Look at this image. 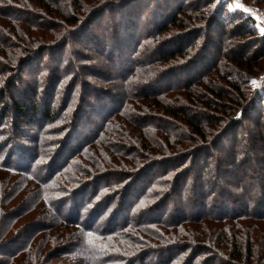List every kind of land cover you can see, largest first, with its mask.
Masks as SVG:
<instances>
[{
  "label": "trees",
  "instance_id": "1",
  "mask_svg": "<svg viewBox=\"0 0 264 264\" xmlns=\"http://www.w3.org/2000/svg\"><path fill=\"white\" fill-rule=\"evenodd\" d=\"M199 1L75 0L72 5L59 6L58 0H32V6L41 11L13 8L14 15L4 6L0 8V16L6 20L45 32L30 37L28 30L16 29L24 42L18 45L10 34L0 32V109L18 118L19 130L28 121L35 129V135L30 134L23 145L14 128L0 125V176L4 178L0 183V221L6 222L0 238L8 237L0 241V264H12L26 255L37 235L53 227L65 232L75 228L70 238L65 235L70 239L66 246L62 240L58 243L66 264H264V181L256 170H249L253 163L264 172V84L263 90L252 91L245 82L231 79L255 74L260 68L264 35L251 27V18H230L226 5L210 13L206 33L202 25L188 22L196 21L200 12L186 15L216 0H205L203 6ZM193 28V36L185 34ZM54 29L56 33H52ZM211 30L218 31L219 37L210 38ZM229 37L233 46L230 53H223L222 43ZM71 42H78L85 51L73 53L65 62V49ZM247 44L250 51L233 55L235 49H246ZM213 49L219 54L218 61L209 63ZM227 52L234 57H227ZM48 57L56 63L53 73L50 67H43ZM224 57L229 60L225 61L227 68L236 71L222 70ZM149 62L155 67L152 71L149 67L151 76L147 77ZM111 63L120 67L119 77L125 80L121 85L127 87L131 77L134 81L145 78V84L140 89L107 88L105 79L112 75L105 71L111 70ZM179 74L187 78L182 81ZM67 77L70 82L65 84ZM102 84L105 87H100ZM64 87L74 101L82 96L79 111L70 98L59 111L52 109ZM15 91L21 93L22 100L13 97ZM40 92L45 97L38 107ZM134 92L145 100V111L128 109ZM160 95H171L167 103L172 105H163ZM6 97H12L13 102L3 109ZM151 100L158 104L151 106ZM199 103L212 109L201 112L207 109ZM126 111L129 113L122 120L119 114ZM71 115L74 120L82 117L85 133L72 128L74 122L66 120ZM218 120L223 122L220 127ZM60 122L65 124L58 127ZM109 122H113L109 137L129 142L132 147L128 144L125 150L130 147L133 161L141 160L140 165L118 166L122 175L116 177L112 170L83 181L82 175L91 170L79 168V160L90 163L86 154L91 141L108 130ZM137 136L142 147L134 144ZM12 146H19L21 153L16 154ZM251 181L258 183L257 191ZM158 193L165 195L157 197ZM20 197V205L8 209ZM240 202L247 204L243 211L237 208ZM158 210L160 217L154 214ZM37 211L43 214L42 220L36 217L34 223L15 229L18 220ZM210 220L220 227L194 226ZM136 223L164 224L183 236L137 254L131 245L130 254L136 255L122 258L116 251L129 245H117L114 240L111 247V241L121 235L122 228ZM209 236L215 238V245L204 241Z\"/></svg>",
  "mask_w": 264,
  "mask_h": 264
},
{
  "label": "rangeland",
  "instance_id": "2",
  "mask_svg": "<svg viewBox=\"0 0 264 264\" xmlns=\"http://www.w3.org/2000/svg\"><path fill=\"white\" fill-rule=\"evenodd\" d=\"M58 1H59V6H65L66 3L67 4L71 3V5H72L73 1H75V0H58ZM204 1L205 0H200L199 1L201 6L204 5ZM238 4L240 5V7H237ZM207 5H208V7H206ZM222 5L223 6L226 5L225 6L226 7L225 10L227 12V15L230 18H233V19H236V20H240V21H245L248 18H251L252 20H254V23L251 25V27L253 29H255L258 32L259 35H264V0H216L212 4H205L204 7H202V8L200 7L199 10L189 12L186 15L187 17H189L191 14H196V13L200 12L201 16L199 18H197V20H201L202 23H200V21H197V20L193 21L194 19L190 20L188 22L193 23V25L197 26V27L202 25V27H200V28L204 29L203 31L208 33V28H207L206 22L209 21L210 18H211L210 13H214L218 9V7L222 6ZM3 6H4V8H7L9 14H12V15H14L16 13V11L12 10L13 8H16L17 10L19 8H21L23 10H27L28 12L41 11L40 9L35 8V7L32 6V0H0V8H2ZM71 10H75V8L71 9ZM201 12H203V15H202ZM109 14L110 13L105 12V15H109ZM204 17H207L206 20H205ZM7 21L8 20H6L3 16H0V32L4 33L6 36L10 34L13 38H15L14 42L17 45L19 44V42L22 43L23 41L19 40V36H18L19 34H17L19 32L15 33L17 31L16 29L22 28L24 30H28L27 34L30 37H32L34 35H37V33H39L41 31L40 29H39L40 31H38L37 29H34L33 27H31V29L27 28L25 25L17 23V22L13 23V22H10V21L7 22ZM63 21H64V19H63ZM188 22H186V24H188ZM4 23H6V24H4ZM64 23H65V26L68 24L66 21ZM9 24H10V26H8ZM60 26L61 25L59 24L58 27H60ZM6 27H8L9 29H7ZM61 27H63V26H61ZM66 27H68V26H66ZM69 27H71V25H69ZM195 28L188 30L187 32H185V34H189V36H193L194 33H195V31H194ZM64 31H65V29L62 30L61 32H64ZM56 32H57V30H55L52 33H56ZM217 32L218 31H216V30H211L210 38L219 37ZM40 33L41 34L42 33L45 34V32H42V31ZM177 34H179V32H177ZM202 41H204V38H203ZM233 43L234 42H231L230 37H229V40L226 38L225 44L222 43V45H223L222 52L224 53L227 50L229 52V50L233 46ZM39 46H41V45H39ZM250 47H251L250 44H247L246 49H241V50L240 49H235L233 51V55L234 56L235 55H239L240 56L242 53H244V51H246V50L250 51L249 50ZM79 50H81V52L85 51L83 49V47L80 44H78V42H76V43H72L71 42V44H69L68 48L65 49V53H64V57H63L64 61L66 62L70 57H72L73 53L79 52ZM214 50L215 49H213V53H212V55H214V56L212 58H210V57L208 58L209 63H211V62L215 63L216 61H218V55L219 54L217 52H215ZM228 52H227V55H228ZM103 54L107 55L108 54V50H106ZM0 56L2 57V55H0ZM229 56L234 57L232 55H228L227 57H229ZM231 57H229V58H231ZM225 58L226 57L221 59V62L224 63V64H221L222 65V70H224L225 72L229 71V73H231V71H233V72L236 71L235 69L233 70L232 68L231 69L227 68L229 65H227L225 63L228 62L229 60L227 58L226 59ZM259 61H260V59H259ZM43 63H44L43 67H46V68L50 67V70H52V73L54 71H56L55 70L56 69V63H55V61L52 62L50 60V57L46 58ZM52 63H53V65H51ZM99 63L101 64V61H99ZM130 65L131 64H129V66ZM136 65L138 67L143 68L141 65H139L137 63H136ZM149 67L151 68V71H152V69L155 66L153 65V63L151 64V62H149L147 71H149ZM118 68L120 69V67H117V65H114L113 63H111V68H110L111 70L105 71L106 75L107 74L108 75H112L111 77H108V79H105V80H108V82H105V80L103 81V83L105 82L104 85L107 86V88L114 89L115 91L116 90L119 91L118 88H120L121 86H123L125 88L128 87V88H133V89H137V88L140 89L145 84V78L144 79H136L134 81V80H131L132 79V77H131L130 81L128 83L129 86L127 85V87H126L124 85H121V84H123L122 81L124 82L125 80H121L120 79V77H119L120 71H119ZM143 69H145V65H144ZM112 72H114V73L113 74H109V73H112ZM179 72H181V71H179ZM182 73L183 72H181V74ZM254 73L255 74L244 75L242 78L241 77L239 78V76H237V75L236 76H232L231 79H232V81H234L235 78L237 80L239 79L240 81H242V83L245 82L246 85H249L248 87L252 91H257L264 84V60H262V65L260 64V68L258 70H256V72H254ZM5 74H6V72L3 71L2 75H5ZM150 76H151V72L149 71V74H148L147 77H150ZM217 76H218V74H217ZM179 77H180V80H182V81H184L187 78L186 76L180 75V74H179ZM84 80H86V79H84ZM253 81H255L256 83L254 84ZM69 82H70V77L65 78L64 83L68 84ZM104 85L102 84L100 87H102ZM67 88L68 87H64L65 91L61 90V95L59 97H57V96L55 97V99L53 100V104H52L53 108L52 109H55L56 111H59L60 108H63L65 106V103L70 98V99H72V103H74L75 106H76L75 110L79 111L78 109L82 105V103H80L81 99H82V96L79 95L78 99L77 100L75 99L76 101H74L73 97L71 96V94H69V91L68 90L66 91ZM77 88H78V92H79L80 91V86L77 85ZM77 88H76V90H77ZM250 89H248L247 91H250ZM262 90H263V87H262ZM42 93L43 92H40V95H42V96H40L39 99L36 100L37 104H38V107H40L41 103L44 100L43 98L45 97V95L42 94ZM136 93L134 92V93H132L130 95V96H132L131 97L132 99H130V101H128V109L130 111H131V109L133 111H136L137 109H140V111H145V100H141V97H139V96L137 97ZM13 97H15L17 100H19V99L22 100L21 93H18L16 91L13 93ZM159 97H160V100H162L163 105L164 104L166 106H167V104L168 105L169 104L172 105V103H167V100H168L167 98L172 97L171 95L168 96V97L160 95ZM89 99H92V97H90ZM11 102H13L12 97H6L5 101H4L3 105H2L3 109H6L8 106L10 107L12 105ZM150 102L153 103V105L150 104L151 106H154V105L158 104L156 100H155V102L153 100H151ZM209 104H211V103H209ZM27 105H28V103H27ZM176 105H178V104H176ZM176 105L173 103V106H176ZM203 105H204L203 103L200 104L201 107H203L204 109H207L209 111H207V110H200V111L201 112H210V110L212 109L211 106L205 107ZM181 106H190V105H181ZM190 107H192V106H190ZM192 108H195V107H192ZM1 110L2 109H0V125H1V127H9L10 126V128H14L13 130H14V134L17 135V137H16L17 141H19V143L23 142V145L26 144L25 143V142H27L26 139L29 136H31L32 134L35 135L34 134L35 129L30 127V125H34V123L31 122V121H28V122H26V123H28V125H23V127H21V129L19 130L20 123H19L18 118L15 117V119H14L13 118L14 116L12 114L2 113ZM127 113H129V112L126 111V113H123V115L121 116L122 112H120V114H119L120 118L122 120H124L127 117ZM141 113H143V114L141 115ZM81 114H83V113H81ZM205 114L206 113H204V116H205ZM139 115H141V117H144L145 116V112H139ZM135 116H132V117H135ZM199 116H202V115L198 114V117ZM81 118H82L81 116H78L74 120V119H72V115H71V119H66V120L69 123L74 122V126L72 127L73 129L76 126V127H79V130H80L81 133H85L86 130H87V126L82 124L83 119L81 120ZM129 118H131V115H130ZM9 121H10V123H9ZM246 121L248 122L249 120H246ZM203 122L205 124H207L205 121H203ZM112 123L113 122H111V123L109 122L108 130L107 131L105 130L101 134V137L98 136L97 139H93L91 141V144H90V148L91 149L89 150V154H86L88 156V158L90 159V163L82 162L81 160H79V162H81L79 168H81L83 171L84 170H91L86 176H84L85 174L82 175L83 176V181H85L89 176L102 175L101 173H106V172H109V171H112V170H113V172H112L113 176L116 177L119 174L122 175V172L116 170V169L119 168L118 166H121V168L123 169V167H125V166L128 168V166H130V165H132V166H134V165L136 166L137 164L140 165V161L141 160L140 161H138V160L137 161H133V157L131 156L133 154V152H131L130 147L128 148L129 150L127 148H126L127 151L125 150V147L129 144V142L121 141L120 139L119 140H115V139H111L110 138L111 137V130H112ZM64 124H65L64 122H60L58 127H62ZM219 124H223V122L218 120L217 125H219ZM220 126L221 125H219L217 127H220ZM51 127L52 126H47L46 128H51ZM208 128H211L210 125H209ZM69 129L71 130V126H69ZM65 131H64V134L61 133V136H60L59 140L62 139V134L66 135L67 131L66 132ZM75 137L76 138L79 137L78 133L75 134ZM91 139H92V136H90V140ZM136 139H137V142L134 143V144H136V145L138 144L140 147H142L144 143L141 141L140 136H139V138L137 136V138H135V140ZM4 140L5 139H3L2 141L4 142ZM72 143H74V145H75V141L72 142ZM129 146H131V145L129 144ZM12 147H13V149H14L16 154L21 153V148H19V146H16V147L12 146ZM9 149L10 148L7 149L6 153L9 151ZM15 157H16V155H15ZM92 161H94V166H92ZM132 161L135 162L136 164L133 163ZM122 165H123V167H122ZM249 166H250L249 170L250 171L256 170L257 175L260 176L262 181H264V172H262L261 168L257 167L255 169V164H253V163H250ZM0 178H1L0 179V183H2V180L4 178H3V176H0ZM222 178H224V176ZM123 183H124V181H123ZM251 183L254 184L253 190L257 191L259 189V186H257L258 183L256 181H251ZM79 185H76V187H78ZM124 185L125 184H123V187H124ZM123 187H122V189H123ZM158 188L159 187H156L155 189H158ZM118 193H120V191ZM163 195H165V193H158L157 197H162L163 198ZM179 198L180 197L175 198L174 201H177ZM3 199H4V201H6L5 199H7V198H3ZM22 199L23 198L20 197L18 202L16 201V202H12L11 204H9V208L8 209H12L14 206L20 205ZM8 201L10 202V198H8ZM170 201H171V199H170ZM172 203L173 202L170 203V206H168V208L172 207V205H171ZM157 205H160V204L157 202ZM246 206H247L246 203L240 202V206L238 205L237 208H238L239 211H243L246 208ZM144 207L146 209V206H144ZM140 209L142 211V207H140ZM4 210H6V208H4ZM164 211H165V209H164ZM101 212H102V210H99L98 213H101ZM112 214L110 215V217L112 216ZM154 214H157L156 216L160 217L159 210L157 211V213H154ZM36 217L38 218L37 221H39V220H42L41 218H43L44 216H43V214L40 211H37L34 214H31L30 216H27L26 218L21 219L20 222L18 220L17 225L15 226V229L18 228V227L25 226L24 224H26L28 222L35 221ZM143 219H145V217H143ZM120 222L121 221L119 220L118 223H120ZM5 223L6 222H5L4 219H2L0 221V224H1L0 231L1 232L5 231L4 230V227L6 226ZM106 223H107V221H106ZM204 223L203 222H198L197 225H194V226L201 228V227H203V225L204 226L208 225L209 229L212 228V227H215V226L216 227H220L218 224H216L214 222V220H210V221H207V222H204ZM145 224L138 225L136 223V225H133V224H132V226L128 225L127 227L121 229V231H120L121 235H118L117 238L112 239L110 246L113 247L114 240L117 243V245L128 244L129 246L120 248L121 252H117L115 250L117 255H119L122 258L123 257H133L137 253H140L141 251H146V250H148L150 248L160 247V246L164 245L167 242H170V241L173 242L176 239L179 240V237L183 236V232L179 233L177 230L171 229L172 227H168L166 229L164 224H157V225H153V224L145 225ZM59 229H61V228L60 227H55V228L53 227L52 229L48 230L46 233L43 232V233L37 235V237L35 238V241L32 242V244L30 246V249L27 252V254L22 256L20 259L16 260L15 262H11V263L12 264H41V263H38V262L39 261H42V262L46 261V263L44 262V264H66L67 260L65 259L64 256H62V254H63L62 251L58 250L60 248H57V247L59 246L58 243L61 240L63 241L62 244H65V245H62V246H66V243L70 242L69 238L71 237V233H73V229L75 230V228H73V229L67 228L69 231H72V232H69V231L65 232V231L59 230ZM197 229H199V228H197ZM62 235H64V236H62ZM65 235L69 236V238H68L69 240H66ZM232 236L233 235H231V237ZM5 237H7V235H5ZM5 237H1L0 241H1V239L5 238ZM204 241L209 243V244H212V246L216 244L215 238L211 237V236L205 238ZM259 241H261V240H258L257 243L260 246L261 244L259 243ZM131 245H134L135 249H137V251L134 252L136 254H130V252L133 249V247ZM217 250L219 251V253L227 256L225 254L224 250L221 249V247L220 248L217 247ZM260 250L261 249H259V251ZM127 254H129V255H127ZM254 257H252V259H254ZM245 260H246V258H245ZM262 261H264V258H263Z\"/></svg>",
  "mask_w": 264,
  "mask_h": 264
},
{
  "label": "snow or ice",
  "instance_id": "3",
  "mask_svg": "<svg viewBox=\"0 0 264 264\" xmlns=\"http://www.w3.org/2000/svg\"><path fill=\"white\" fill-rule=\"evenodd\" d=\"M237 7H240V5L238 4V5H237ZM253 83L255 84L256 82H255V81H253Z\"/></svg>",
  "mask_w": 264,
  "mask_h": 264
}]
</instances>
